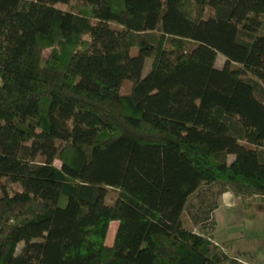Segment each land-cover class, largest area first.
<instances>
[{"label":"trees","instance_id":"obj_1","mask_svg":"<svg viewBox=\"0 0 264 264\" xmlns=\"http://www.w3.org/2000/svg\"><path fill=\"white\" fill-rule=\"evenodd\" d=\"M3 179L0 264H224L183 219L264 198V0H0Z\"/></svg>","mask_w":264,"mask_h":264},{"label":"rangeland","instance_id":"obj_2","mask_svg":"<svg viewBox=\"0 0 264 264\" xmlns=\"http://www.w3.org/2000/svg\"><path fill=\"white\" fill-rule=\"evenodd\" d=\"M135 53L136 50L132 49L131 54ZM225 62V58L218 54L215 66L222 68ZM149 66L150 62L147 60L143 76L148 72ZM128 85L130 86L129 82H124L123 93L128 92ZM55 164L59 166L58 162ZM6 182L5 179L1 180L0 188ZM13 189L18 190L19 187L14 185ZM113 197L114 192L110 191L105 203H112ZM212 205H216V209L204 220L206 210ZM183 222L194 233L208 235L213 243L219 246L220 251L229 259L224 264H231L230 259L244 262L250 256L264 261V198H241L224 191L220 186L203 187L190 198ZM116 228L117 223H112L109 228L106 239V245L109 247L112 246ZM231 245L230 252L228 249ZM240 250L246 254L238 253Z\"/></svg>","mask_w":264,"mask_h":264},{"label":"crops","instance_id":"obj_3","mask_svg":"<svg viewBox=\"0 0 264 264\" xmlns=\"http://www.w3.org/2000/svg\"><path fill=\"white\" fill-rule=\"evenodd\" d=\"M217 223V225L216 226H218V221H217V219L215 220ZM232 249V245H231V247L228 249V251H232L231 250ZM238 253H243V254H246L245 252H243V250H240V251H238ZM246 257V256H245ZM248 260H246V261H244V262H241L239 259H237V261L238 262H240V263H242V264H264V261H261V260H256L257 258H256V256H255V258L253 257V256H250V258H247Z\"/></svg>","mask_w":264,"mask_h":264}]
</instances>
